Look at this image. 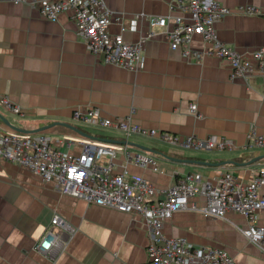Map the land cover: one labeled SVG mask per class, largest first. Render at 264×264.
<instances>
[{
	"label": "crops",
	"instance_id": "1",
	"mask_svg": "<svg viewBox=\"0 0 264 264\" xmlns=\"http://www.w3.org/2000/svg\"><path fill=\"white\" fill-rule=\"evenodd\" d=\"M216 1L231 10L214 25L223 44L245 56L264 46V0ZM105 3L122 16L127 26L133 15L167 14L169 0ZM243 5H251L260 13L233 11ZM109 31L120 33L119 23H111ZM147 31L143 17L136 31L125 30L122 35L134 42ZM156 33L144 44L142 67L127 70L105 64L91 54L78 37L69 13L50 21L27 4L0 0V94L19 105L24 115L1 106L0 113L25 130L60 122L93 137L59 124L39 131L50 136L52 145L62 151L79 152L77 142L67 146L72 138L125 145L133 153L149 154L157 162L158 171L127 162L122 151H118L112 166L114 172L125 170L127 177L147 179L155 187L152 199L156 195L164 197V191L178 176L188 172L213 181L222 170L229 169L235 176L250 180L253 168L264 166V148L246 145L252 128L264 134L261 75L231 79L227 61L212 56L199 61L184 58L180 50L169 48L163 32ZM191 47L202 49L201 38L195 37ZM78 106L97 107L105 118L131 114L133 122L158 132L196 138L221 135L236 147L188 150L157 136L134 134L125 138L119 131L73 120V110ZM0 124L8 127L1 120ZM253 158L259 159L247 164ZM260 194L264 196V185ZM192 201L202 205L204 198L196 196ZM55 214L67 224L63 232L66 246L64 251L50 254L35 246L52 226ZM248 223L246 217L231 211L222 219H214L183 210L166 220L163 232L198 246L222 248L237 264H264V248L241 233ZM255 224L264 228L263 212L256 213ZM147 244V230L139 215L62 194L53 182H45L11 161L0 160V264H149Z\"/></svg>",
	"mask_w": 264,
	"mask_h": 264
},
{
	"label": "built area",
	"instance_id": "2",
	"mask_svg": "<svg viewBox=\"0 0 264 264\" xmlns=\"http://www.w3.org/2000/svg\"><path fill=\"white\" fill-rule=\"evenodd\" d=\"M35 8L43 18L55 21L61 13H69L78 37L86 49L105 64L127 70H139L144 63L143 49L156 31L163 32L171 50H180L184 58L199 61L204 56L225 60L230 66V78L245 79L253 73L262 77L264 86V46L255 49L250 56L240 54L233 47L223 44L216 36L214 25L231 10L216 0H169L165 15H133L128 25L114 14L105 0H11ZM234 12L258 14L251 5L238 6ZM145 17L148 31L138 40H126L122 32L136 31L139 19ZM120 25V33L109 31L111 23ZM200 37L204 47L193 49L191 42ZM0 106L13 114L23 116L21 107L8 96L0 94ZM191 112L195 107L190 108ZM73 120L99 128L119 131L125 138L134 134L157 136L162 141L188 150H231L232 140L221 135L206 138L180 136L155 129H145L133 122L131 114L125 117L105 118L94 106H78L73 110ZM77 142V153L62 151L52 145L50 136L44 133H23L0 124V160H7L38 175L45 182H53L62 194L83 199L88 203L108 207L121 212L139 215L146 227L149 264H237L224 249L215 246H198L183 237H168L163 226L173 213L193 210L205 218L222 219L231 211L248 219L241 233L251 243L264 248V228L255 224L257 212L264 213V166L253 168L251 178L245 181L229 169L222 170L212 180L203 179L197 172L178 176L174 184L164 191V197L152 199L155 187L143 177H127V172L113 171V159L122 151L127 162L158 171L157 162L147 153H133L126 146L72 139L69 147ZM250 148H264V134L252 128L246 144ZM160 192V191H159ZM202 196L204 203L197 205L192 199ZM51 227L35 248L54 254L64 251L66 241L63 232L67 224L55 214ZM55 228V229H54Z\"/></svg>",
	"mask_w": 264,
	"mask_h": 264
},
{
	"label": "water",
	"instance_id": "3",
	"mask_svg": "<svg viewBox=\"0 0 264 264\" xmlns=\"http://www.w3.org/2000/svg\"><path fill=\"white\" fill-rule=\"evenodd\" d=\"M0 120H1L4 124H6L8 127H10L11 129H13V130H15V131L23 132V133H37V132L42 131L43 129H46V128L50 127V126H53V125L59 124V125H64V126H66V127L70 128V129L74 130L75 132H77V133H79V134H81V135H83V136H85V137L93 138L91 135H89V134H87V133L81 131V130L78 129L77 127L72 126V125H70V124H66V123L55 122V123H52V124H48L47 126H42V127L38 128V129H36V130H25V129L19 128V127H17V126H14L13 124H11V123L9 122V120H8L5 116H3L1 113H0ZM103 140H104V141H108L107 139H103ZM112 141H113V140H110V142H112ZM113 142H115V140H114ZM116 142H117V140H116ZM172 159H173V158H172ZM257 159H259V158H253L250 162H247V164H250V163H252V162H255ZM176 161H177V160H176Z\"/></svg>",
	"mask_w": 264,
	"mask_h": 264
},
{
	"label": "rangeland",
	"instance_id": "4",
	"mask_svg": "<svg viewBox=\"0 0 264 264\" xmlns=\"http://www.w3.org/2000/svg\"><path fill=\"white\" fill-rule=\"evenodd\" d=\"M74 124H76L77 125V122L76 123H74ZM78 125H79V123H78ZM47 132V131H46ZM39 133V132H38Z\"/></svg>",
	"mask_w": 264,
	"mask_h": 264
}]
</instances>
